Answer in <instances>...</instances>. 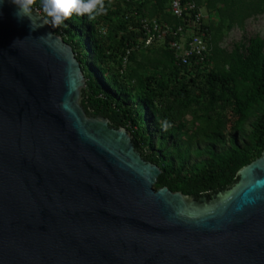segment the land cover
I'll list each match as a JSON object with an SVG mask.
<instances>
[{"label": "water", "instance_id": "water-1", "mask_svg": "<svg viewBox=\"0 0 264 264\" xmlns=\"http://www.w3.org/2000/svg\"><path fill=\"white\" fill-rule=\"evenodd\" d=\"M14 11L0 7V264H264V152L210 204L155 189L128 132L85 113L73 49Z\"/></svg>", "mask_w": 264, "mask_h": 264}, {"label": "trees", "instance_id": "trees-1", "mask_svg": "<svg viewBox=\"0 0 264 264\" xmlns=\"http://www.w3.org/2000/svg\"><path fill=\"white\" fill-rule=\"evenodd\" d=\"M196 3L202 6V0ZM39 4L36 0L34 10L42 14ZM146 5L150 7L144 14L140 9ZM167 10L168 0H145L135 9L140 14L136 21L119 19L115 13L118 24L111 27L108 41L98 33L97 18L90 21L86 15H73L60 26H50L73 49L80 64L86 81L81 103L85 113L101 116L131 135L135 149L162 172L155 189L198 198L234 187L239 171L264 152V38L249 37L235 43L229 53L211 42L203 69L178 65L175 53L160 46L159 63L169 68L168 77H142L136 71L124 75L125 64L134 61L140 50L135 46L144 37L142 20L156 19L175 29L183 25ZM130 23L133 30L116 43V29L127 31ZM203 28L208 35L213 33L212 25L204 21ZM218 56H224L227 68L210 69ZM118 57L119 71H111L109 62ZM203 70H207L205 91L195 88ZM184 76L189 79L183 80ZM185 114L192 117V130L183 121Z\"/></svg>", "mask_w": 264, "mask_h": 264}, {"label": "rangeland", "instance_id": "rangeland-1", "mask_svg": "<svg viewBox=\"0 0 264 264\" xmlns=\"http://www.w3.org/2000/svg\"><path fill=\"white\" fill-rule=\"evenodd\" d=\"M128 1H130L129 4H127ZM143 1L145 0L104 1L106 14L97 17V30L103 40L108 41L107 38L111 27L118 24L115 13L119 19L125 18L129 20L130 18H134V21H136L140 14L136 13L135 9L141 6ZM148 6L146 5V7L140 9L142 13L147 14ZM263 9L264 5L262 0H235L233 2L231 0H202V13L205 16L204 23H208L213 27V33L207 37L209 38V44L212 42L213 47L217 48L219 51L229 53L233 50L235 43L244 42L245 39L255 35L264 38ZM149 11L151 13V10ZM110 14H112L111 20H107ZM131 26L130 23L127 27V31L121 30L120 28L116 29V43L120 44L125 34L133 30ZM159 47V44H155L152 49L142 51L141 54H138L134 61L127 62L123 74L125 73L124 75L129 76L131 71H136L142 77H152L156 79L168 77L170 72L169 68L165 63H159L163 56V52L159 50ZM215 65L219 67L225 65L227 68L224 62V56H218L215 63L210 66V69ZM109 67L111 71H119V57L116 58V60H111V62H109ZM206 72L207 70H203V72L196 77L195 88L204 91L208 89V84L205 79ZM182 78L186 81L189 79V76H184ZM238 87L244 88L241 84H238ZM81 96L82 103L83 90ZM216 114H219V111H216ZM87 116L92 117L93 115L87 114ZM183 121L187 123L189 129H193L192 117L190 114H185L183 116ZM140 155L147 161L142 154Z\"/></svg>", "mask_w": 264, "mask_h": 264}, {"label": "built area", "instance_id": "built-area-1", "mask_svg": "<svg viewBox=\"0 0 264 264\" xmlns=\"http://www.w3.org/2000/svg\"><path fill=\"white\" fill-rule=\"evenodd\" d=\"M167 11L181 20L183 25L175 29L167 23H159L156 19L142 20L144 37L135 48L159 44L175 53L178 65H196L203 69L210 56V44L207 30L203 28L205 16L202 6H198L196 0H168ZM129 54L130 51H127V56Z\"/></svg>", "mask_w": 264, "mask_h": 264}, {"label": "clouds", "instance_id": "clouds-1", "mask_svg": "<svg viewBox=\"0 0 264 264\" xmlns=\"http://www.w3.org/2000/svg\"><path fill=\"white\" fill-rule=\"evenodd\" d=\"M4 3L5 0H0V7H3ZM8 3L15 8V19L18 22L28 20L32 31L46 25L60 26L73 15H86L91 21L106 14L104 0H40L42 16H38L34 10L36 0H8Z\"/></svg>", "mask_w": 264, "mask_h": 264}, {"label": "flooded vegetation", "instance_id": "flooded-vegetation-1", "mask_svg": "<svg viewBox=\"0 0 264 264\" xmlns=\"http://www.w3.org/2000/svg\"><path fill=\"white\" fill-rule=\"evenodd\" d=\"M238 180H239V177L237 175V182H238ZM226 191H227V189H224V190H219V191L214 192V193H205L198 198H193V197H188V198H189V200H196V201H199L201 198H204L206 200V203L210 204L214 201V198L222 195Z\"/></svg>", "mask_w": 264, "mask_h": 264}, {"label": "crops", "instance_id": "crops-1", "mask_svg": "<svg viewBox=\"0 0 264 264\" xmlns=\"http://www.w3.org/2000/svg\"><path fill=\"white\" fill-rule=\"evenodd\" d=\"M141 46H143V45H141ZM141 46H140V48H139L140 50H137V51H136V56H137L138 54H141L142 51H147V50H150V49L153 48V45L150 46V47H145V46L141 47ZM141 48H142V49H141ZM135 59H136V58H135Z\"/></svg>", "mask_w": 264, "mask_h": 264}]
</instances>
